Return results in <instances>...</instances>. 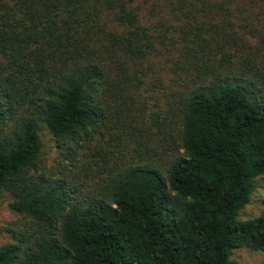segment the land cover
<instances>
[{
  "label": "trees",
  "instance_id": "obj_1",
  "mask_svg": "<svg viewBox=\"0 0 264 264\" xmlns=\"http://www.w3.org/2000/svg\"><path fill=\"white\" fill-rule=\"evenodd\" d=\"M262 175L264 0H0V264H239Z\"/></svg>",
  "mask_w": 264,
  "mask_h": 264
},
{
  "label": "rangeland",
  "instance_id": "obj_2",
  "mask_svg": "<svg viewBox=\"0 0 264 264\" xmlns=\"http://www.w3.org/2000/svg\"><path fill=\"white\" fill-rule=\"evenodd\" d=\"M41 138L44 143L43 164L51 166L60 158V150L56 147L52 135L44 127L41 129ZM255 182L249 202L240 211L241 219L256 217L264 208V176H259ZM11 200L12 196L9 192L0 191V247L15 242L12 230L19 229L23 222V218L10 208ZM233 257L239 264H264V251L253 250L246 246L236 248Z\"/></svg>",
  "mask_w": 264,
  "mask_h": 264
}]
</instances>
